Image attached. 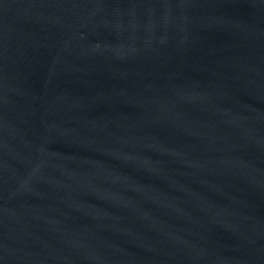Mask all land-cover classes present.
Wrapping results in <instances>:
<instances>
[{
  "label": "water",
  "instance_id": "obj_1",
  "mask_svg": "<svg viewBox=\"0 0 264 264\" xmlns=\"http://www.w3.org/2000/svg\"><path fill=\"white\" fill-rule=\"evenodd\" d=\"M0 264H264V0H0Z\"/></svg>",
  "mask_w": 264,
  "mask_h": 264
}]
</instances>
